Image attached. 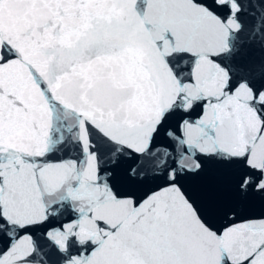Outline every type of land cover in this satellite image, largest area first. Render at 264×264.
Listing matches in <instances>:
<instances>
[{
	"label": "snow or ice",
	"instance_id": "obj_1",
	"mask_svg": "<svg viewBox=\"0 0 264 264\" xmlns=\"http://www.w3.org/2000/svg\"><path fill=\"white\" fill-rule=\"evenodd\" d=\"M0 264H264V0H0Z\"/></svg>",
	"mask_w": 264,
	"mask_h": 264
}]
</instances>
